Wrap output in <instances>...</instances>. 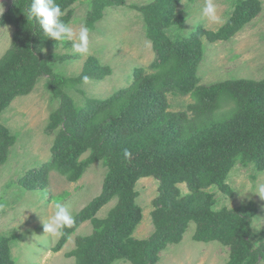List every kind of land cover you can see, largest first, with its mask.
I'll use <instances>...</instances> for the list:
<instances>
[{"label":"rangeland","instance_id":"obj_1","mask_svg":"<svg viewBox=\"0 0 264 264\" xmlns=\"http://www.w3.org/2000/svg\"><path fill=\"white\" fill-rule=\"evenodd\" d=\"M239 1L255 6V16L229 39L208 40L206 33L218 32L234 14ZM213 2L219 22L203 14L205 0H74L63 10L62 19L77 35L81 27H88L86 54L75 52L71 41L47 38L40 28L36 51L45 73L35 75L36 64H32L18 82L20 91L9 98L0 112V123L13 137L5 160L0 163V237L5 239L10 264H76L75 252L88 243L82 240L94 239L106 229L109 220L115 217L113 214L123 208L117 195L105 193L103 184L112 178L107 159L88 164L75 181L51 170L45 187L29 185L38 181L40 169L53 161L57 146H67L63 124L53 120V114L61 108L71 114L93 111L127 88L139 70L149 75L159 71L161 59L147 35L145 8L165 22L162 29L171 43L183 44L199 37L201 56L194 74L183 77L185 86L198 88L230 80H264V0ZM10 3L0 0V19ZM15 32L11 25H0V58L9 49ZM90 72H102L103 76L85 79ZM49 75L56 76L66 97L63 105L48 87ZM29 85V90L24 91ZM166 101L169 112L183 111L192 102L189 95L179 91L167 93ZM228 109L224 105L219 113L225 114ZM216 121L207 129V136L226 131L225 121L222 118ZM146 135L145 138H153L150 133ZM187 144L166 151L163 162L179 160L175 152L182 155ZM250 147L254 158L252 154L244 157L226 152V158L217 165L218 175L207 182L204 172L198 191H191L185 182L173 187L179 190L178 202L191 204L190 196L197 192L211 199L210 209L214 212L248 210L251 231L248 239L256 249L264 247V193H258L259 187L264 186V165H260L263 160L256 154V143ZM91 152L88 149L79 154L75 166L86 165ZM218 157L221 159L220 154ZM177 176L176 171L170 174L172 179ZM160 185V180L152 175L139 177L133 184V203L139 209L140 219L129 237L137 246L149 241L157 231L152 214ZM57 203L69 206L75 224L64 229L63 235L54 237L44 233L43 223L54 213ZM123 213L119 215L125 217ZM187 223L180 241L166 242L154 264L230 261L229 246L216 240L196 241V224ZM114 264L133 263L126 258ZM255 264H264V253Z\"/></svg>","mask_w":264,"mask_h":264},{"label":"trees","instance_id":"obj_2","mask_svg":"<svg viewBox=\"0 0 264 264\" xmlns=\"http://www.w3.org/2000/svg\"><path fill=\"white\" fill-rule=\"evenodd\" d=\"M73 1L56 0V3L64 10ZM10 2L8 10L1 15L0 25H11L16 32L9 49L0 58V112L9 98L20 91L18 82L32 64H36L35 75L45 73L36 51L40 26L27 14L31 0ZM144 11L147 35L161 59L159 71L149 75L139 70L127 88L93 111L71 114L61 108L53 114V120L63 124L62 135L67 146H57L58 153L53 161L40 169L38 181L31 182L29 187H45L51 170L68 181H75L88 164L108 160L112 178H107L103 184L105 193L119 197L123 206L119 212L126 216H120L117 210L106 229L94 239H83V243H88L75 252L76 264H114L126 258L133 264H154L166 242L180 241L188 221L196 224V241L216 240L229 246L227 264H255L263 256L264 247L254 249L248 239L251 234L248 210L214 212L210 209L209 197L193 192L203 178L210 182L215 174L218 175L217 165L226 158V152L244 157L252 154L254 158L250 145L256 143V154L263 160L260 165H264V80H230L198 88L185 86L183 77L194 74L201 56L199 37L183 44L171 43L164 35L162 18L152 14L149 8ZM256 11L255 6L239 1L234 14L218 32L206 33L208 40L229 39L255 16ZM102 76V72H90L85 79ZM48 87L63 105L66 97L58 87L56 76L49 75ZM174 91L191 97L192 102L185 110L166 111V94ZM224 105L229 109L220 114ZM217 118L225 121L226 131L207 136V129ZM147 133L154 139L145 138ZM12 142L13 137L0 123V163L5 160ZM185 142L188 144L182 152L183 157L179 151L175 152L181 160L171 159L165 164L166 151L180 148ZM88 149L92 152L86 165L75 166L77 156ZM125 151L129 155L125 156ZM174 171L178 176L172 179L170 174ZM150 175L161 184L152 214L157 231L149 241L137 246L138 243L129 237L140 219L139 209L133 203L132 188L137 178ZM178 182L187 183L193 191L191 204L182 199L177 201L179 190L173 185ZM0 264H10L5 239L1 237Z\"/></svg>","mask_w":264,"mask_h":264},{"label":"clouds","instance_id":"obj_3","mask_svg":"<svg viewBox=\"0 0 264 264\" xmlns=\"http://www.w3.org/2000/svg\"><path fill=\"white\" fill-rule=\"evenodd\" d=\"M202 12L212 21L219 22L213 0H205ZM27 14L35 19L47 38H51L56 42L71 41L75 52L79 54H86L88 52V27H81L77 35L69 27L68 23L62 19L64 12L60 4L56 3V0H31L27 8ZM127 155L129 153L125 151V156ZM258 193H264V186L259 187ZM74 224L75 217L69 206L57 203L54 213L49 217L47 222L43 223L44 233L59 237L63 235L64 229L71 228Z\"/></svg>","mask_w":264,"mask_h":264}]
</instances>
